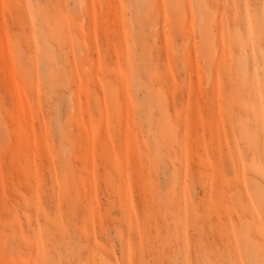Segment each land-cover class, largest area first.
<instances>
[{"label":"rangeland","instance_id":"1","mask_svg":"<svg viewBox=\"0 0 264 264\" xmlns=\"http://www.w3.org/2000/svg\"><path fill=\"white\" fill-rule=\"evenodd\" d=\"M262 151L264 0H0V264H260Z\"/></svg>","mask_w":264,"mask_h":264},{"label":"bare ground","instance_id":"2","mask_svg":"<svg viewBox=\"0 0 264 264\" xmlns=\"http://www.w3.org/2000/svg\"><path fill=\"white\" fill-rule=\"evenodd\" d=\"M189 66V65H188ZM162 73V72H161ZM162 75V74H161ZM167 75V74H166ZM172 75V74H171ZM165 76V75H164ZM208 78V77H207ZM205 80V79H204ZM181 81V80H180ZM205 82V81H204ZM178 84V83H177ZM180 84H182V83H180ZM238 90V89H237ZM174 92V91H173ZM218 93V92H217ZM253 104V103H252ZM252 106V105H251ZM240 111H241V109H240ZM257 120V119H256ZM257 122V121H256ZM202 138V137H201ZM198 151V150H197ZM213 151V150H212ZM211 151V152H212ZM226 154V153H225ZM239 155V154H238ZM241 157V156H240ZM239 157V158H240ZM251 157V156H250ZM229 158V157H228ZM246 158V157H245ZM219 160V159H218ZM229 162V161H228ZM195 165V164H194ZM199 165V164H198ZM198 167V166H197ZM260 172V171H259ZM245 173H246V171H245ZM255 175V174H254ZM243 181H244V179H243ZM210 182V181H209ZM246 182V181H245ZM244 183V182H243ZM262 185H264V180L263 181H261V180H259L258 179V176H257V178L255 177L254 179H250L249 181H247L245 184H244V187H243V195H245L246 197H247V199L249 198V200H252L251 199V194H255V195H257L258 196V194H259V189H260V187L262 186ZM79 189V188H78ZM81 192V191H80ZM223 194V193H222ZM242 194V193H241ZM87 196V195H86ZM221 197V196H220ZM230 197H232V196H230ZM33 198V197H32ZM20 199V198H19ZM243 199V198H242ZM33 200V199H32ZM21 202V201H20ZM26 202V201H25ZM58 202V201H57ZM230 202V201H229ZM249 202V201H248ZM224 203V202H223ZM59 204V203H58ZM255 204V203H254ZM22 205V204H21ZM85 205V204H84ZM122 205V204H121ZM181 206V205H180ZM185 206V205H184ZM37 207H38V205H37ZM251 207L253 208V206L251 205ZM256 207V206H255ZM252 208H249V209H252ZM23 209V208H22ZM39 209V208H38ZM121 209V208H120ZM119 209V210H120ZM257 209V208H256ZM9 211V210H8ZM82 211H83V209H82ZM230 211V210H229ZM41 212H43V211H41ZM244 212V211H243ZM57 213V212H56ZM55 213V214H56ZM89 213V212H88ZM178 213V212H177ZM185 214V213H184ZM246 214V213H245ZM5 214H3L2 215V217L4 216ZM13 215V214H12ZM178 215V214H177ZM26 216V215H25ZM58 216V215H57ZM30 217H31V215H30ZM177 218L179 217V216H176ZM16 218V217H15ZM26 218V217H25ZM60 218V217H59ZM17 219V218H16ZM83 219H84V217H83ZM30 220V219H29ZM33 221V220H32ZM155 221V220H154ZM30 222V221H29ZM91 222V221H90ZM3 223V222H2ZM158 223V222H157ZM257 224V223H256ZM54 227V226H53ZM249 227V226H248ZM35 229V228H34ZM42 229V228H41ZM53 229V228H52ZM151 230V229H150ZM260 231V230H259ZM4 232H6V231H4ZM35 232V231H34ZM48 232V231H47ZM80 232V231H79ZM253 232V231H252ZM250 233V231L248 232L249 234H252L253 236H254V234L253 233ZM9 233H11V232H9ZM53 233V232H52ZM12 234V233H11ZM249 234H248V238H250L249 237ZM13 235V234H12ZM54 235H56V233L54 234ZM251 235V236H252ZM13 236H15V235H13ZM257 238V237H256ZM37 239V238H36ZM41 239H42V237H41ZM157 240V239H156ZM4 241H5V239H4ZM3 241V242H4ZM44 240H42V242H43ZM89 241V240H88ZM95 241H96V239H95ZM251 241V240H250ZM44 242H46V241H44ZM252 242V241H251ZM250 242V243H251ZM39 243H41V242H39L38 241V244ZM50 243V242H49ZM52 243V242H51ZM150 243V242H149ZM35 244V243H34ZM44 244V243H43ZM47 244V243H46ZM96 244H98V243H96ZM155 244H156V242H155ZM5 245V244H4ZM31 245V244H30ZM36 245V244H35ZM40 245V244H39ZM91 245V244H90ZM251 248L252 247H254V248H252V249H254V251H253V253H252V256H250L249 258H247L248 260H253L254 262H256V263H264V262H259L258 260H259V254H261L262 256L264 255L262 252H263V249L261 248V247H258V245H257V243L253 240V244L251 243ZM255 245H257V247L255 246ZM3 246V245H2ZM18 246V245H17ZM41 246V245H40ZM52 246V245H51ZM261 246V245H260ZM34 247V246H33ZM185 247V246H184ZM183 247V248H184ZM255 247H256V249H255ZM44 248V247H43ZM96 248V247H95ZM94 248V249H95ZM4 249V248H3ZM30 249V248H29ZM23 250V249H22ZM41 250V249H40ZM39 250V251H40ZM45 250V249H44ZM48 251H49V249H47ZM46 250V251H47ZM32 251V250H31ZM30 251V252H31ZM47 251V252H48ZM164 251V250H163ZM43 252V251H42ZM85 252V251H84ZM38 253V252H37ZM40 253V252H39ZM91 253V252H90ZM162 253V252H161ZM187 253H188V251H187ZM190 253V252H189ZM32 254V253H31ZM35 254H36V251H35ZM93 254H94V252H93ZM2 255H3V253H2ZM38 255V254H37ZM45 255V254H44ZM162 255V254H161ZM34 256V255H33ZM39 256V255H38ZM37 256V257H38ZM42 256V255H41ZM127 256V255H126ZM191 256V255H190ZM43 257V256H42ZM165 257V256H164ZM168 257H169V255H168ZM187 257V256H186ZM45 258V257H44ZM102 258H104L103 256H102ZM188 258V257H187ZM33 259V258H32ZM57 259V258H56ZM101 259V258H100ZM99 259V260H100ZM130 259V258H129ZM45 260V259H44ZM43 260V261H44ZM104 260V259H103ZM164 260V259H163ZM39 261H41V262H43L41 259L39 260ZM45 262V261H44ZM43 262V263H44ZM102 262V261H101ZM150 262V261H149ZM166 262V261H165ZM105 263V262H104ZM103 263V264H104ZM155 263V262H154ZM183 263H185V262H183ZM101 264V263H100ZM166 264H168V263H166Z\"/></svg>","mask_w":264,"mask_h":264},{"label":"snow or ice","instance_id":"3","mask_svg":"<svg viewBox=\"0 0 264 264\" xmlns=\"http://www.w3.org/2000/svg\"><path fill=\"white\" fill-rule=\"evenodd\" d=\"M261 158L262 161H264V151H262ZM260 171L262 172V174H264V166L261 167ZM258 200L261 212L264 213V185H262L259 189Z\"/></svg>","mask_w":264,"mask_h":264}]
</instances>
